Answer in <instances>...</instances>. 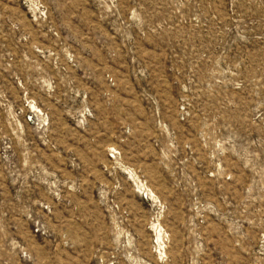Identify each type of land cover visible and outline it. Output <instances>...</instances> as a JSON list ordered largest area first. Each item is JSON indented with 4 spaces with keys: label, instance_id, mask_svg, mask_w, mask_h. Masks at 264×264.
Returning a JSON list of instances; mask_svg holds the SVG:
<instances>
[{
    "label": "rangeland",
    "instance_id": "374dc122",
    "mask_svg": "<svg viewBox=\"0 0 264 264\" xmlns=\"http://www.w3.org/2000/svg\"><path fill=\"white\" fill-rule=\"evenodd\" d=\"M0 264H264V0H0Z\"/></svg>",
    "mask_w": 264,
    "mask_h": 264
},
{
    "label": "bare ground",
    "instance_id": "6f19581e",
    "mask_svg": "<svg viewBox=\"0 0 264 264\" xmlns=\"http://www.w3.org/2000/svg\"><path fill=\"white\" fill-rule=\"evenodd\" d=\"M157 237H158V239L160 238V234L159 233H158Z\"/></svg>",
    "mask_w": 264,
    "mask_h": 264
}]
</instances>
